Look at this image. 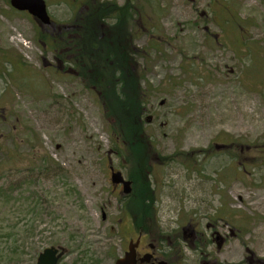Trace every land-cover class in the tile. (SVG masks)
<instances>
[{"label":"rangeland","instance_id":"1","mask_svg":"<svg viewBox=\"0 0 264 264\" xmlns=\"http://www.w3.org/2000/svg\"><path fill=\"white\" fill-rule=\"evenodd\" d=\"M93 1L46 6L66 25ZM97 1L140 18L130 51L155 148L150 240L172 264H261L264 0ZM39 31L0 0V264H32L51 246L60 264H115L133 225L109 167L129 169L99 96Z\"/></svg>","mask_w":264,"mask_h":264},{"label":"trees","instance_id":"2","mask_svg":"<svg viewBox=\"0 0 264 264\" xmlns=\"http://www.w3.org/2000/svg\"><path fill=\"white\" fill-rule=\"evenodd\" d=\"M139 19L136 8L129 4L118 6L96 0L69 24L53 23L39 31V37L54 50L56 58L63 49H69L63 57L71 56L68 62L85 87L99 96L111 123L110 131L116 137L113 144L122 151L120 156L126 160L133 186L130 196L121 200L122 213L132 219L136 230L145 232L154 223L155 194L148 178L155 148L145 133V95L130 51L134 37L130 26ZM255 153L264 162V148Z\"/></svg>","mask_w":264,"mask_h":264},{"label":"water","instance_id":"3","mask_svg":"<svg viewBox=\"0 0 264 264\" xmlns=\"http://www.w3.org/2000/svg\"><path fill=\"white\" fill-rule=\"evenodd\" d=\"M9 5L18 12H27L42 26H49L51 24L45 0H9ZM110 180L113 185H122V193L124 195H129L131 193V182L125 180L121 172L112 171ZM104 218L105 216H103V219ZM136 245L130 242L128 251L125 252L123 257L117 259L115 264H137L134 250ZM62 255L63 251L59 253L57 248H47L40 254L37 264H57Z\"/></svg>","mask_w":264,"mask_h":264},{"label":"flooded vegetation","instance_id":"4","mask_svg":"<svg viewBox=\"0 0 264 264\" xmlns=\"http://www.w3.org/2000/svg\"><path fill=\"white\" fill-rule=\"evenodd\" d=\"M45 27H42V30H44ZM69 49H63V51H61L60 54V58H56V60H58L60 66L63 64L68 65L67 67H65L64 65V69L66 71L70 70V72H72V75H74L75 77L79 78L78 72L75 69V67L73 65H71L68 61H70L71 56L66 55L65 57H63V55L65 53H67ZM54 56V55H53ZM67 61V63H66ZM70 66L73 67L74 69H70ZM65 71V72H66ZM83 83V82H82ZM113 169V170H111ZM111 171H118L117 169H115L113 166L109 167V172L111 173ZM117 188L121 187V185H113ZM132 228V233H133V238H131L128 241V244L131 242L133 245H136L134 250H135V255H136V262L137 264H172L170 261H167L164 258V254L165 251L160 248L159 244L155 241V240H150L152 233L150 231H138L136 230L135 227L131 226ZM218 240L223 241L222 238L217 237ZM128 244L126 245V250L124 252H126L128 250ZM52 247V246H51ZM48 248V247H47ZM47 248H43L40 251L34 253L36 256L35 257H31L30 262L32 264H37L38 258L40 256V254H42ZM57 249H59V251H62L61 248L55 247ZM218 248H220V246L218 245ZM64 251V250H63ZM60 253V252H59ZM27 254V256L30 254L28 253H24L23 255ZM66 255L65 251L63 252V255L61 256V258L58 260L57 264H60L63 257ZM28 256V257H29ZM243 264H252L251 261H249L248 257L246 258V261ZM264 264V261L261 263Z\"/></svg>","mask_w":264,"mask_h":264}]
</instances>
